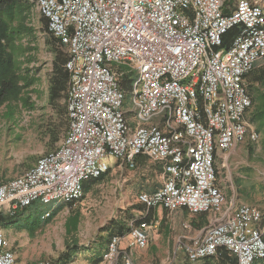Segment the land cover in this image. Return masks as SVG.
<instances>
[{
	"label": "built area",
	"instance_id": "1",
	"mask_svg": "<svg viewBox=\"0 0 264 264\" xmlns=\"http://www.w3.org/2000/svg\"><path fill=\"white\" fill-rule=\"evenodd\" d=\"M36 0L48 32L65 48L69 127L59 146L0 183V214L14 217L40 201L74 204L85 184L140 156L162 166V186L137 201L169 212L217 214L218 152L259 132L247 119L246 76L264 58V4L238 0ZM239 28L228 49L224 35ZM130 95L132 108L125 106ZM51 213L47 212L45 217ZM263 213L249 203L215 218L182 249L187 264L226 250L237 264H264ZM147 222L113 235L102 264H134L131 250L149 244ZM127 237V248L121 244ZM0 264H17L0 225ZM34 264H54L42 259Z\"/></svg>",
	"mask_w": 264,
	"mask_h": 264
},
{
	"label": "rangeland",
	"instance_id": "2",
	"mask_svg": "<svg viewBox=\"0 0 264 264\" xmlns=\"http://www.w3.org/2000/svg\"><path fill=\"white\" fill-rule=\"evenodd\" d=\"M40 16L38 12V16H32L30 19L37 34L33 40L37 47L35 64L40 68V82L35 87L36 92L32 93L35 107L32 110H22L13 120L4 119V110H0V183L21 174L34 165L41 155L55 150L68 131L60 124L66 106V91L60 92L55 101L50 99L55 54L41 29ZM61 48L66 54L65 48ZM263 64L264 58L258 60L256 66ZM132 105L129 95L125 106L132 108ZM249 115L247 114V119ZM58 125L60 139L55 141L54 131ZM252 126L257 128L255 124ZM259 134L260 139L257 142L247 139L229 153L227 170L231 177L230 184L233 183L238 192L235 195L227 193L224 197L227 205L231 200L236 204H253L264 215V132L259 131ZM161 181L160 174L147 176L136 174L135 170L128 168H114L103 181L92 185L84 199L73 206L67 203L61 205L59 201L51 204L37 201L33 205L32 214L40 218L41 225L31 236L24 254H30L32 250L37 254L44 252L48 254L47 258L58 264L60 256L68 250V244L72 249H77L75 245H78L83 250L94 240L106 239L107 233L102 232V228L113 219L124 218L131 229V225H138L137 219L142 217L143 212L134 208L139 203L137 196L142 187L159 184ZM47 212L55 215L45 223L46 219L43 217ZM175 212L164 210L162 216L166 223L151 229L149 240L159 241L162 251L171 249L173 242L179 248L183 243H187L183 237L176 242L177 236L183 234L181 230L184 228L180 227L178 222L176 227H172V222L176 219ZM74 217L78 218L77 227L69 231L68 224ZM72 249L68 251L72 253Z\"/></svg>",
	"mask_w": 264,
	"mask_h": 264
},
{
	"label": "trees",
	"instance_id": "3",
	"mask_svg": "<svg viewBox=\"0 0 264 264\" xmlns=\"http://www.w3.org/2000/svg\"><path fill=\"white\" fill-rule=\"evenodd\" d=\"M35 15L38 16L36 0H0V110H4L3 117L6 120H13L22 110H32L35 107L32 101V93L36 92L35 87L40 82V68L35 64L37 47L33 44L37 34L35 26L30 22L31 17ZM40 21L49 47L55 54L54 73L50 85V99L55 101L59 93L66 91L68 86L69 74L64 69L66 54L61 50L58 40L48 32L47 20L40 16ZM238 33L239 28L230 29L223 37L222 47L228 49ZM246 80L252 100V107L247 113L250 114L248 120L257 126L258 132H264V64L255 65L246 76ZM62 115L60 124L67 131L69 121L66 117V106ZM58 128L59 125L54 131L55 141L60 139ZM106 175L87 182L84 188L85 194L92 185L103 181ZM34 204L19 210L14 217L0 214V225L7 228L13 224L16 229H26L33 235L41 225L40 218L32 214ZM67 205L73 206L74 203L71 202ZM134 208L141 212L147 211L146 206L141 203L135 205ZM153 213V208H150L146 216L137 219V223L147 222L150 224L153 221ZM54 215L43 217L46 219L45 223ZM261 223L264 229V215ZM77 224L78 218H71L68 230L72 231L73 228L77 227ZM102 232L107 233L106 243L108 244L113 235H127L130 232V227L124 218L113 219L102 228ZM75 247L78 248V245ZM67 249H72V247L68 244ZM68 250L59 258L62 263L68 262L70 257L78 252L77 249H72V253ZM233 264L236 263L233 262Z\"/></svg>",
	"mask_w": 264,
	"mask_h": 264
},
{
	"label": "crops",
	"instance_id": "4",
	"mask_svg": "<svg viewBox=\"0 0 264 264\" xmlns=\"http://www.w3.org/2000/svg\"><path fill=\"white\" fill-rule=\"evenodd\" d=\"M224 1V11L231 12L235 7L238 0H223ZM264 4V0H260ZM37 8V7H36ZM38 10V9H37ZM68 88V86H67ZM67 92V90H66ZM228 152H218L216 157V165L218 167V185L221 187L223 195L230 193L232 195L237 194V188L230 184L231 177L228 174L227 164L229 162V153ZM122 170L119 165H115L113 169ZM112 169V170H113ZM111 170V171H112ZM137 174H160L162 181L158 184L149 185L148 187H142L143 189L139 192L153 193L162 186L163 174L162 166L151 161L146 156H140L137 160V165L135 169ZM110 171V172H111ZM109 172V173H110ZM145 175H143L144 177ZM142 177V176H141ZM146 177V176H145ZM63 203H61L62 205ZM242 204V203H240ZM240 204H236L233 200L227 205L225 199L224 207L214 215V213H200L193 214L187 208H180L176 210V219L172 222V227H176V222L179 223L180 227H183V234L177 236L176 242L180 241L179 238L183 237L186 239V242H190L193 238L201 235L207 225L212 222L215 218H219L223 215L231 214ZM166 210L163 207L153 208V221L150 223L151 228L149 229V237L151 229L157 227L158 225H163L166 223L165 218L162 216V212ZM168 211V210H166ZM173 213V212H172ZM5 228V227H4ZM36 232V231H35ZM6 238L10 242L13 251L15 252L17 258V264H34L35 262L42 259H49L46 256L48 254L40 253L37 254L34 250L30 254H24L25 250L28 249V243L31 240L32 234L26 229H16L13 224L5 228ZM106 239L95 241L86 245L83 250L82 247L78 246L77 253L70 257L68 262L62 263L58 260V264H102L103 254L107 248ZM149 244L146 248H134L131 250L132 258L134 264H187L186 254L182 247H178L174 244L171 249L162 251L159 247V241L149 240ZM128 240L127 237L123 240L121 246L122 248H127ZM156 246V247H154ZM158 247V248H157ZM156 249H158L156 251ZM226 250H220L215 256L205 258L196 262V264H237V259L231 253ZM52 260V259H51ZM54 264H57L56 261L52 260Z\"/></svg>",
	"mask_w": 264,
	"mask_h": 264
}]
</instances>
